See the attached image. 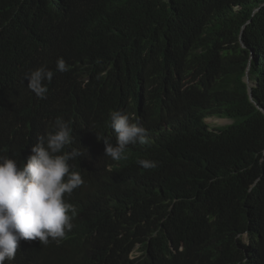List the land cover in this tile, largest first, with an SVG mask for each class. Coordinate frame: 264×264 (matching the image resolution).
<instances>
[{
  "label": "trees",
  "instance_id": "obj_1",
  "mask_svg": "<svg viewBox=\"0 0 264 264\" xmlns=\"http://www.w3.org/2000/svg\"><path fill=\"white\" fill-rule=\"evenodd\" d=\"M41 65L55 72L45 99L25 80ZM260 109L264 0H0V156L57 117L70 147L115 146L112 110L150 138L113 171L74 161L90 230L38 247L39 264H264ZM212 117L232 124L211 130Z\"/></svg>",
  "mask_w": 264,
  "mask_h": 264
},
{
  "label": "clouds",
  "instance_id": "obj_2",
  "mask_svg": "<svg viewBox=\"0 0 264 264\" xmlns=\"http://www.w3.org/2000/svg\"><path fill=\"white\" fill-rule=\"evenodd\" d=\"M67 70L64 59L58 58L55 71ZM54 74L46 65L30 70L25 75L28 89L37 98L45 99ZM109 121L115 146L110 138L96 133L104 149L86 145L81 151L70 147L71 121L57 117L52 130L38 136L19 158L0 156V264H39L38 247L79 239L90 230L87 212L75 196L84 181L74 161L84 156V162L113 171L127 158L129 145H146L150 139L148 130L133 113L112 110ZM137 163L144 169L157 167V162L150 159Z\"/></svg>",
  "mask_w": 264,
  "mask_h": 264
},
{
  "label": "rangeland",
  "instance_id": "obj_3",
  "mask_svg": "<svg viewBox=\"0 0 264 264\" xmlns=\"http://www.w3.org/2000/svg\"><path fill=\"white\" fill-rule=\"evenodd\" d=\"M207 124L209 125V127L211 129L214 130V129H217V128H222V127H226L228 125H231L232 124V121L226 120V119L221 120V119L214 118V119L207 120Z\"/></svg>",
  "mask_w": 264,
  "mask_h": 264
},
{
  "label": "water",
  "instance_id": "obj_4",
  "mask_svg": "<svg viewBox=\"0 0 264 264\" xmlns=\"http://www.w3.org/2000/svg\"><path fill=\"white\" fill-rule=\"evenodd\" d=\"M246 83H247L248 85H250V83H249V81H248V78H247ZM249 97H250V101L253 102V94H252V90H251V89H249ZM260 111H261L262 113H264V110H261V109H260Z\"/></svg>",
  "mask_w": 264,
  "mask_h": 264
}]
</instances>
